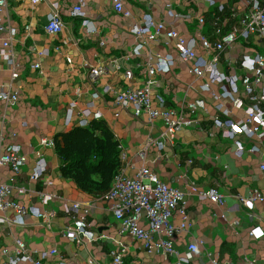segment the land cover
Listing matches in <instances>:
<instances>
[{
    "label": "crops",
    "instance_id": "crops-1",
    "mask_svg": "<svg viewBox=\"0 0 264 264\" xmlns=\"http://www.w3.org/2000/svg\"><path fill=\"white\" fill-rule=\"evenodd\" d=\"M51 1L59 3L64 25L57 35L45 31L49 10L44 5L31 8L28 0H16L7 3L4 14L5 25L15 37L11 65L0 59V85L9 84L18 92V100L14 106L0 103V157L16 146L26 162L17 175L0 167V184L11 188L12 200L27 214L23 225H0V264L15 260L17 240L25 243L33 262L44 251H56L42 264H111L112 254L119 253L121 246L124 264H176L194 244L198 252L188 264H264V140L256 143L240 136L243 151L236 154L234 143L213 126V119L236 122L243 119V112L235 110L228 99L214 100L211 92L218 93L216 87L202 91L205 81L190 74L191 62L177 59L173 43L164 33L152 42L148 35L131 34L133 28L142 29L144 18L149 17L189 42L198 33V18L203 17L199 34L213 42L215 8L204 0H123L124 11L129 13L124 17L115 13L107 0H83L81 19L71 16L75 0ZM225 5L239 7L233 0H225ZM169 10L180 17L170 18ZM138 44L142 48L136 55ZM261 50L255 42L238 40L220 56L218 68L241 83L250 82V75L238 68L237 60L243 52ZM38 52L43 55L37 57ZM195 52L202 59L210 57L197 43ZM156 56L175 62L168 73L155 76L154 93L166 108L187 119L186 106L197 100L204 102V109L191 118L190 126L176 133L172 143L163 139L165 125L160 119L149 122L146 115L135 119L131 109H121L114 102L116 92L143 85ZM33 63L40 69L33 70ZM99 68L104 72L92 78L91 70ZM12 74L16 75L13 80ZM105 88L109 92L105 93ZM71 105L75 107L73 116L66 123ZM219 105L229 112L228 118L216 109ZM82 112L89 113L88 122L100 120L109 127L126 155L121 169L124 177L133 178L146 167L166 186L184 195L190 228L174 235L173 254L148 252L141 242L120 234L111 203L84 194L70 180L61 178V162L54 149L41 146L40 141H53L59 133L77 126ZM253 147L257 151H251ZM38 157L46 171L41 179L31 180ZM190 183L196 186V193L190 191ZM209 191L222 197L221 206L198 195ZM254 194L261 200H255L251 209L243 207L240 200H249ZM74 204L79 205L77 215L66 212ZM33 211L38 215L53 212L55 217L46 225ZM4 217L11 221L15 215L8 212ZM180 222L176 213L171 223L177 228ZM75 225H82L86 232L80 243L61 235ZM254 229L262 236H251Z\"/></svg>",
    "mask_w": 264,
    "mask_h": 264
},
{
    "label": "built area",
    "instance_id": "built-area-1",
    "mask_svg": "<svg viewBox=\"0 0 264 264\" xmlns=\"http://www.w3.org/2000/svg\"><path fill=\"white\" fill-rule=\"evenodd\" d=\"M16 0H0V59L11 65L12 55L10 52L15 33L5 25L4 14L7 3ZM31 8L44 5L49 10L48 22L45 31L49 35L61 33L64 25L60 16V5L58 2L51 0H28ZM111 2L115 13L123 14L129 17V13L124 11L123 0H107ZM209 7L215 8L212 22V30L215 41L210 42L202 36L199 30L204 26L203 17L198 18V33L196 37L189 42L180 37L173 31H166L165 26L161 23H154L149 17L144 18L145 26L142 29L133 28L131 34L139 37L148 35V41H154L157 36L164 33L166 39L173 43L177 59L180 62H191L190 74L199 80H204L202 91L210 92L211 87H216L218 93L211 92L214 100L228 99L231 106L238 111L243 112V119L233 122L231 120L222 121L218 117L213 119V126L221 130L229 141H232L236 147V154L243 151L242 143L238 137L243 136L249 141L260 142L264 140V0H233L239 7H229L225 5V0H204ZM75 6L72 8L71 16L73 18H84L83 0H75ZM170 18H179L176 13L168 11ZM87 22H83L86 25ZM227 25V28L225 26ZM29 28H25L28 32ZM242 41L244 44L255 42L260 52L247 53L243 52L237 60L238 68L250 75V82L241 83L239 78L234 75H228L220 71L219 58L224 51L231 49L236 41ZM199 44L202 51L210 55L208 59H202L195 52V45ZM142 45L138 44L134 54H138ZM41 57L43 53H36ZM156 64L147 70V79L143 85L136 89L128 91H118L114 94L115 105L121 109H131L135 119L146 115L148 121L160 119L165 125L163 139L170 143L174 140L176 133L182 128L190 126L193 121L192 117L200 110L204 109V102L197 100L190 102L186 106L187 119L180 118L174 110L164 106L162 98L154 93L157 86L155 79L158 73H168L174 66L172 58H161L156 56ZM31 68L39 70L38 63H33ZM103 69H92L90 74L92 78L99 77ZM16 75L11 76L15 79ZM241 87V88H240ZM104 92H109L108 88ZM18 100V92L11 89L8 85H0V103L8 106H14ZM74 105H71L68 111L66 123H70L73 116ZM216 109L227 118L229 112L224 110L221 105ZM82 120L79 121L78 127H86L89 122L87 117L89 113L82 112L78 115ZM40 145L53 148V141L42 139ZM120 161L126 160V155L119 146ZM251 151H257L253 147ZM26 162V158L21 154L20 149L16 146L9 147L3 156L0 157V167H7L17 175L21 167ZM122 169V168H121ZM264 171V166L261 167ZM46 171L44 161L38 157L37 164L31 180L41 179ZM189 189L196 193L197 188L190 183ZM19 194L22 191H18ZM201 199L221 206L222 197L216 191L208 193H199ZM111 203L112 212L115 220L119 223L120 234L125 235L135 241L143 244L146 251L161 252L164 254H173V237L179 232H186L190 228L189 215L186 212L184 204V195L176 189L166 186L155 174L150 172L146 167H141L133 178L124 177L121 171L114 178L110 190L102 198ZM255 200H261L258 194H254L249 200L241 199L240 203L246 209H251ZM79 205L74 204L66 212L77 215ZM8 212H13L15 217L8 221L4 217ZM35 215L42 218L46 225L55 217L54 213L45 215ZM180 217L179 227H174L171 223L175 214ZM27 211L24 207L12 200L11 188L7 185L0 184V225L12 223L14 225H23V218ZM84 221L82 217L79 218ZM147 228V229H146ZM63 238L80 243L82 237L86 235L82 225L65 228L61 231ZM251 236L259 238L262 236L259 229L250 232ZM156 238V239H155ZM198 252L197 244L189 245L183 257L176 264H188L194 254ZM56 254L55 250H48L41 253L39 260L33 262L24 242L15 241L14 255L15 260L10 264H42V260ZM124 247L117 254H112L111 264H124Z\"/></svg>",
    "mask_w": 264,
    "mask_h": 264
},
{
    "label": "trees",
    "instance_id": "trees-1",
    "mask_svg": "<svg viewBox=\"0 0 264 264\" xmlns=\"http://www.w3.org/2000/svg\"><path fill=\"white\" fill-rule=\"evenodd\" d=\"M53 149L61 162V178L92 197L103 198L122 168L119 143L100 120L59 133L53 138Z\"/></svg>",
    "mask_w": 264,
    "mask_h": 264
}]
</instances>
